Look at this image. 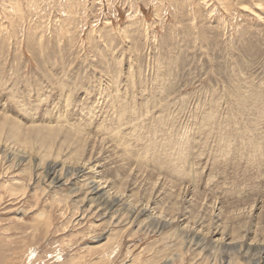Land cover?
I'll return each mask as SVG.
<instances>
[{"label": "rangeland", "instance_id": "374dc122", "mask_svg": "<svg viewBox=\"0 0 264 264\" xmlns=\"http://www.w3.org/2000/svg\"><path fill=\"white\" fill-rule=\"evenodd\" d=\"M115 99L126 103L129 120L159 119L163 110L170 120L182 110L177 139L187 149L200 141L193 130L206 113L220 115L219 122L239 117L243 149L217 162L191 157L183 176L155 159L146 166L130 131L129 148L112 136L98 141ZM262 100L264 0H0V264H253L233 249L264 247ZM246 107L258 111L240 116ZM154 119L143 127L152 130ZM255 121V136L244 133ZM86 134L87 151L76 141ZM143 135L153 139L147 130ZM101 143L112 157L101 153L100 164L89 163L91 147ZM246 156L259 159L253 170ZM51 160L84 167L86 176L49 189L37 174ZM89 179L128 206L140 207L142 197L147 217L169 228L145 229L125 211L87 210ZM181 232L217 245L216 259L213 249L187 246Z\"/></svg>", "mask_w": 264, "mask_h": 264}, {"label": "bare ground", "instance_id": "6f19581e", "mask_svg": "<svg viewBox=\"0 0 264 264\" xmlns=\"http://www.w3.org/2000/svg\"><path fill=\"white\" fill-rule=\"evenodd\" d=\"M107 56V55H106ZM135 72V71H134ZM165 73V72H164ZM144 75V74H143ZM161 76V74H160ZM162 78V77H161ZM118 79V78H117ZM132 80V79H131ZM157 81V80H156ZM220 81V80H219ZM136 82V81H135ZM154 82V81H153ZM164 82V81H162ZM110 83V82H109ZM233 83V82H232ZM163 84V83H162ZM108 85V84H107ZM238 86V85H237ZM236 86V87H237ZM221 87V86H220ZM121 88V87H120ZM224 88V87H223ZM222 88V89H223ZM229 88V87H228ZM233 88V87H232ZM139 89V88H138ZM144 89V87H143ZM227 89V88H225ZM147 90V89H146ZM149 90V89H148ZM234 90V89H233ZM232 90V91H233ZM238 90V89H237ZM236 90V92H237ZM240 90V89H239ZM248 90V89H247ZM115 91V90H114ZM253 91V90H252ZM251 91V92H252ZM152 92V91H150ZM149 92V93H150ZM155 92V91H154ZM239 92V91H238ZM241 92V91H240ZM239 92V93H240ZM250 92V93H251ZM161 93V92H159ZM164 93V92H163ZM225 93V92H224ZM228 93V92H227ZM229 96H230V93H228ZM237 94V93H236ZM248 94V92H247ZM249 95V94H248ZM253 96V94H251ZM226 96V95H225ZM241 96V95H240ZM245 96V94H244ZM108 97V96H107ZM141 97V96H140ZM223 97V96H222ZM236 97V96H235ZM246 97V96H245ZM147 98V97H146ZM187 98V97H186ZM244 98V97H243ZM260 98V97H259ZM143 99V98H142ZM141 99V100H142ZM234 98H232L233 100ZM242 99V98H240ZM238 99V100H240ZM245 99V98H244ZM243 99V100H244ZM249 99V98H248ZM256 99V98H254ZM261 99V98H260ZM210 100V99H209ZM212 100V99H211ZM210 100V102H211ZM222 100V99H220ZM237 100V99H236ZM237 100V101H238ZM247 100V99H246ZM251 100V99H250ZM162 101V100H161ZM223 101V100H222ZM235 101V102H237ZM245 101V100H244ZM252 101H253V98H252ZM264 101V100H262ZM113 104H117V106H113L112 108V115L115 114L113 117L106 114L108 117H105L103 118V120H105L107 122V124H103V121L100 122V127H99V130L102 131L101 133V137L103 135V137L98 140V141H104V139L109 141V136H112V140H113V143H118L119 145H121L122 147L124 148H129L128 145H132L131 141L128 140V143L126 144L125 143V140H126V137H127V133L128 131L129 132V137L133 140V142H135V144H137L138 146V152H137V155L141 158V163L143 162L145 165L147 164V161H152L154 162L153 159L155 160H158V162L160 163L161 161L166 163V165H170L169 168H172V171H178L177 173H179L180 175H185V172H184V169L185 167L187 166L188 162H190L191 160V157H194V156H198V158L202 161V157L203 156H206L208 158H210L211 160L215 159L216 162L219 160L218 158L220 156H225V154H228V153H232V154H236L238 151L242 150L243 147L241 145V141L239 142V138L238 140L236 139L237 138V134H238V130L240 127H238V124H242L243 122L241 120L243 119H240L239 121L237 117L236 121H233V119H228V122L226 121H222L220 120L221 122H219V119L218 118H221V116L219 115L218 117H213V113L211 112L210 114H207L204 115L203 117H201L199 119V126L196 127L197 129L196 130H193V131H196L195 132V138H200V141H197V143L194 145V146H191L190 149H187L186 147L183 146V144L177 139L178 135H179V130H178V125H179V120L181 119V114H182V110L179 109V112H178V115L175 116V117H172L170 120L168 119H165V117H162V116H166V113H167V110H163L165 113L162 114L161 118L159 119H154V117H152V115H148V118H146V120H140V119H136L134 117H131V119L129 120V112H127L128 108L126 107V103L124 102V105L122 103V101L120 99H115V101H112ZM151 102V101H149ZM241 102V101H240ZM251 102V101H250ZM259 102V101H258ZM104 103V102H103ZM154 103V102H153ZM173 103V102H171ZM212 103V102H211ZM216 103V102H215ZM220 103V101H219ZM239 103V102H238ZM252 103V102H251ZM256 103V102H255ZM210 104V103H209ZM209 104H208V107H209ZM214 104V103H213ZM230 104V102H229ZM240 104V103H239ZM248 104V101L247 103ZM220 105V104H219ZM227 105V104H225ZM234 105V104H233ZM251 106V104H248V106ZM139 106V105H138ZM137 106V108H138ZM143 106V105H142ZM200 106V105H199ZM211 106V105H210ZM215 106V105H214ZM235 106V105H234ZM234 106L232 107V109H235ZM238 106H242V105H238ZM244 106V105H243ZM249 106V107H250ZM256 106V104H255ZM136 107V106H135ZM217 107V106H216ZM226 107V106H225ZM245 107V106H244ZM254 107V106H253ZM264 107V106H263ZM86 108V107H85ZM140 108V107H139ZM159 108V107H158ZM157 108V109H158ZM175 108V107H174ZM238 108V107H237ZM100 109H106V105L105 107H100ZM143 109V108H142ZM145 109V108H144ZM149 109V107H148ZM147 109V110H148ZM164 109V108H163ZM200 109V108H198ZM213 109V108H212ZM211 109V110H212ZM218 110V108H216ZM224 109V108H223ZM241 109V108H240ZM239 109V110H240ZM250 108H245V111H242L240 116L243 115V117H248L247 114H248V111L251 112L249 110ZM253 109V108H252ZM257 109V108H256ZM255 109V110H256ZM146 110V109H145ZM152 110V109H151ZM215 110V109H213ZM221 110V109H220ZM226 111L228 110L225 109ZM243 110V109H242ZM254 110V111H255ZM260 110V109H259ZM263 110V109H262ZM150 111V110H149ZM184 111V110H183ZM190 111V110H189ZM223 111V110H222ZM246 111H247V114H246ZM254 111H252V113H254ZM258 111V109H257ZM83 112V111H82ZM93 109H90V107H88V114L91 113L92 116L93 115ZM176 112V111H175ZM197 112V111H196ZM256 112V111H255ZM110 113V112H109ZM131 113V112H130ZM150 113V112H149ZM158 113V112H157ZM156 113V114H157ZM184 113V112H183ZM198 113V112H197ZM139 114V113H138ZM146 113H144L145 115ZM148 114V113H147ZM146 114V115H147ZM151 114V113H150ZM169 114V113H168ZM220 114V113H219ZM131 115V114H130ZM142 115V113H141ZM145 115V116H146ZM232 115V114H231ZM239 115V114H237ZM264 115V114H263ZM135 116V115H134ZM143 116V115H142ZM172 116V115H171ZM170 116V117H171ZM253 116V114L251 115ZM250 116V117H251ZM257 116V115H256ZM255 116V117H256ZM136 117V116H135ZM141 117V116H140ZM189 117V116H188ZM228 116H226L227 118ZM258 117V116H257ZM107 118V119H106ZM149 118H153L155 120V123L151 124V126H154V128L152 130H150V125L146 124L144 127H143V124L145 123H148L146 122L147 120H149ZM234 118V116H233ZM260 118V116H259ZM262 118V117H261ZM8 120H11L13 121L11 118L7 117ZM191 119V118H190ZM189 119V120H190ZM235 119V118H234ZM92 120V119H91ZM91 120L85 122V127H87V129L89 131H91ZM182 120V119H181ZM188 120V119H187ZM226 120V119H225ZM232 120V121H231ZM248 120V119H247ZM251 120V119H250ZM258 120V118H257ZM183 121V120H182ZM140 122V123H138ZM149 122H151L149 120ZM246 122V121H244ZM109 123V124H108ZM258 122L255 121V123H249L250 126L248 127V131H245L244 133H250V132H253V134L251 133V135L253 136L254 133L256 132V125ZM197 124V125H198ZM244 124V123H243ZM260 124V123H259ZM224 127H222V126ZM263 125V124H262ZM9 126V125H8ZM84 126V125H83ZM248 126V125H247ZM246 126V127H247ZM259 126V125H258ZM264 126V125H263ZM15 127V126H14ZM229 127V128H228ZM260 127V126H259ZM18 128V127H17ZM21 128V127H20ZM52 129H54L53 127H51ZM190 129V128H189ZM224 129V130H223ZM241 129V128H240ZM33 130V129H32ZM144 130H147L149 131L150 133V138L152 137L153 139H149V140H146L145 139V136L143 135V132ZM243 130H247V129H243ZM80 131V130H79ZM83 131V130H82ZM241 130H239L240 132ZM258 131V130H257ZM87 132V131H86ZM96 132V131H95ZM162 132H166V136L163 137L162 135L160 136L159 134H162ZM190 132V131H189ZM261 132V131H260ZM15 133V132H13ZM32 133V132H31ZM55 133V132H54ZM57 133V132H56ZM85 133V132H83ZM106 133H108L107 135H105ZM181 133V132H180ZM262 133V132H261ZM260 133V135H261ZM93 134V133H92ZM98 134V132H97ZM183 134V132H182ZM242 134V133H241ZM91 135V134H90ZM88 135V136H90ZM193 135V133H192ZM246 135V134H245ZM258 136V134H256ZM263 135V134H262ZM96 136V135H95ZM94 136V137H95ZM104 136H107V137H104ZM175 136V137H174ZM255 136V135H254ZM86 137H87V134H86ZM82 137V139H78L76 140L77 142H79L78 144H81L80 146H82V148H85L86 151H87V147L89 146L88 145V141L91 137ZM109 137V138H108ZM148 137V136H147ZM186 137V136H185ZM188 137V136H187ZM93 138V137H92ZM104 138V139H103ZM160 138H162V140L158 141ZM181 139H183V137H180ZM251 138V137H250ZM97 139V137H96ZM192 139V138H190ZM241 139V137H240ZM252 139V142H255V140H253V137L251 138ZM87 140V141H86ZM95 140V139H94ZM106 140V141H107ZM187 140V139H186ZM195 140V139H194ZM198 140V139H196ZM215 141L216 144L214 145V143L211 144V142ZM235 140V142H234ZM111 141V140H110ZM150 141H152L154 143L151 144ZM57 142V141H56ZM55 142V143H56ZM67 142V141H66ZM70 142V141H69ZM68 142V144H70ZM77 142H74L75 145ZM83 142V143H82ZM243 142V141H242ZM93 143V142H92ZM106 143V142H104ZM109 143V142H108ZM112 143V142H111ZM64 144V143H63ZM66 144V143H65ZM94 144V143H93ZM96 144V142H95ZM103 143H101V147H97L95 145H93L91 147V156L89 157L91 160H89V163L93 161L96 162L95 165L97 164H100V160L97 158V156L101 153H104L106 154V157L108 160L112 157V154H109L111 152H109V150H107V148H105L106 150L103 152V148H102V145ZM189 144V143H188ZM187 144V146H188ZM255 144V143H254ZM264 144V143H263ZM263 144H261L263 146ZM72 145V144H71ZM99 145V146H100ZM106 145V144H105ZM104 145V147H105ZM109 145V144H108ZM114 145V144H112ZM111 145V146H112ZM186 145V143H185ZM192 145V144H191ZM257 145V144H256ZM260 145V144H259ZM74 146V145H73ZM79 146V145H78ZM107 146V145H106ZM133 146V145H132ZM27 147V146H26ZM209 147V149H208ZM247 147V146H246ZM67 148V147H66ZM76 148H77V145H76ZM113 148V147H112ZM117 148V147H116ZM119 148V147H118ZM117 148V149H118ZM52 149V148H51ZM78 149V148H77ZM85 149H83V152H86ZM111 149V148H110ZM230 149V150H228ZM28 150V149H27ZM72 150V149H71ZM76 150V149H75ZM74 150V151H75ZM80 150V149H79ZM121 150V149H120ZM247 150V149H246ZM249 150H251L249 148ZM77 151V150H76ZM116 151V150H115ZM131 151V150H130ZM196 153H195V152ZM252 151L255 152V150L252 149ZM113 152V151H112ZM121 152V151H120ZM94 153V154H93ZM264 153V152H263ZM79 154V152H78ZM109 154V155H108ZM128 154V153H127ZM207 154V155H206ZM246 154V153H245ZM249 153H247L248 155ZM125 155V154H124ZM250 155V154H249ZM104 156V155H103ZM128 156V155H127ZM126 156V157H127ZM136 158L139 159L138 161H140V158ZM177 156V157H176ZM71 157V156H70ZM101 157V156H100ZM99 157V158H100ZM118 157V156H117ZM129 157V156H128ZM181 157H184V160L182 161V163H179L180 162V158ZM229 157V156H228ZM247 157V156H246ZM75 158V157H74ZM77 158V157H76ZM88 158V159H89ZM132 158V157H131ZM134 158V156H133ZM132 158V159H133ZM224 158V157H223ZM245 158V157H243ZM252 158V157H250ZM79 159V158H78ZM83 159V158H82ZM122 159V158H121ZM246 159V158H245ZM77 160V159H76ZM115 160V159H114ZM123 160V159H122ZM130 160V158H129ZM128 160V161H129ZM199 160V161H200ZM247 160H248V157H247ZM256 161H252V162H249L250 160H248V163H250L252 166H251V169L250 170H253L255 168V166L259 163V159H256ZM21 161V160H20ZM113 161V160H112ZM125 161V160H124ZM137 161V163H138ZM146 161V162H145ZM198 161V160H197ZM196 161V162H197ZM198 161V162H199ZM243 161V160H241ZM85 162V161H84ZM155 163V162H154ZM191 163V162H190ZM213 163V162H212ZM240 163V162H238ZM243 163V162H242ZM247 163V162H246ZM149 164V163H148ZM214 164V163H213ZM40 165H37L35 167V170H37L38 172L40 171ZM124 165V164H123ZM128 165V164H127ZM157 165H159L157 163ZM254 165V166H253ZM133 166V165H132ZM131 166V167H132ZM139 166V163L137 165V167ZM141 166V165H140ZM139 166V167H140ZM148 166V165H146ZM192 166V165H191ZM208 166V165H207ZM128 168V169H131ZM212 167V166H210ZM147 168V167H146ZM149 168H150V165H149ZM148 168V169H149ZM154 168V167H153ZM166 168V167H165ZM165 168L163 167L162 169L165 170ZM208 168V167H207ZM122 169V168H121ZM156 169V168H155ZM34 170V169H33ZM107 170V169H106ZM114 170V169H113ZM142 170V168H141ZM144 170V169H143ZM153 170V169H151ZM150 170V171H151ZM158 169H156L157 171ZM207 170V169H206ZM213 170V168H212ZM219 170V169H218ZM108 171V170H107ZM106 171V172H107ZM137 171V170H136ZM155 171V172H156ZM171 171V170H170ZM34 172V171H33ZM36 172V171H35ZM42 172V173H41ZM40 173H36L37 174V177L39 176V174H43L42 176V180L44 181L45 185L50 188H54V187H58V185H62L64 183H66V181H70V182H73V185L76 181L78 180H81L82 178H84L86 176V172H85V168L83 167H68L66 166L65 164H62L60 166V163L57 161V160H51L49 162H47L44 166V168L42 167V171ZM153 172V171H152ZM160 172H161V169H160ZM163 172V171H162ZM184 172V173H183ZM204 172H205V169H204ZM216 172V171H215ZM223 172V171H222ZM221 172V173H222ZM123 173H124V170H123ZM158 173V172H157ZM176 173V172H174ZM183 173V174H182ZM190 173V172H189ZM189 173L186 172V178L189 179ZM196 173V172H195ZM219 173V172H218ZM225 173V172H224ZM110 174V173H109ZM152 174V173H151ZM171 174V173H169ZM214 174V172H213ZM135 175V174H133ZM162 175V174H161ZM165 175V174H164ZM218 175V174H217ZM190 176H191V173H190ZM264 176V174H263ZM40 177V176H39ZM103 177V176H102ZM165 177V176H164ZM66 178L68 180H65L64 183H63V179ZM169 177H167L168 179ZM175 178V177H173ZM177 178V177H176ZM191 178V177H190ZM264 179V177H263ZM90 180V179H89ZM172 180V179H171ZM75 181V182H74ZM178 181V180H177ZM184 181V179H183ZM163 182V181H162ZM168 182V181H167ZM175 182V181H174ZM179 182V181H178ZM90 183V184H89ZM89 189H90V197L87 196L88 200H91L89 204H87L86 206L88 207L87 210H90L91 208H95L97 210H100V213L102 214H106V213H116L117 211H125L127 212V214L131 215L133 217V219L135 221H139L140 224H145V229H151V231H162V230H165L166 227H168V223L167 222H161V221H157L155 220L154 218H148L147 216V210L145 208H142L144 206L143 205V198L140 197L141 199H139V202H141V206L140 207H135V206H128L124 203H122V198H118V196H115V199H110L108 196H106V194H104L103 191H101L99 188V184L98 182H96V180H90L89 181ZM97 183V184H96ZM142 183V182H141ZM166 183V182H165ZM177 183V182H176ZM181 183V182H180ZM184 184V183H182ZM113 185V184H112ZM189 185V184H188ZM71 186V185H70ZM144 186V185H143ZM47 188V187H46ZM80 189V188H79ZM78 188L75 189V191L77 192V190H79ZM74 190V189H73ZM72 190V191H73ZM132 190V188H131ZM191 190V188H190ZM194 190V189H193ZM200 190V189H199ZM196 192L198 190H195ZM203 191V190H202ZM120 192V191H119ZM199 192V191H198ZM197 192V193H198ZM205 192V191H203ZM126 192H122V194H125ZM202 193V192H201ZM216 193V192H215ZM77 194V193H76ZM203 194V193H202ZM126 195V194H125ZM206 195V194H205ZM128 196V195H127ZM141 196V195H140ZM215 197V196H214ZM220 197V195L218 196ZM200 198V197H199ZM227 198V197H226ZM232 199V198H231ZM150 200L152 199H149L146 203V206L149 205V203L151 202ZM211 200V199H210ZM256 200V199H255ZM242 201V200H241ZM244 201V200H243ZM257 201V200H256ZM196 202V201H195ZM214 202V200H213ZM217 202V200H216ZM223 202V201H221ZM252 202V201H251ZM258 202V201H257ZM244 203V202H243ZM255 203V202H254ZM253 203V204H254ZM223 204V203H221ZM226 205L228 204L227 202L225 203ZM250 204V203H249ZM153 205V204H152ZM214 205V204H213ZM216 205V203H215ZM85 206V205H84ZM207 206V205H206ZM223 206V205H222ZM254 207V206H253ZM148 208V207H147ZM207 208V207H205ZM86 210V209H85ZM102 211V212H101ZM104 211V212H103ZM175 211H178L175 210ZM205 211V210H204ZM192 212V211H191ZM179 213V212H178ZM191 214V213H190ZM204 214V213H203ZM128 215V216H129ZM184 216V215H183ZM202 216H205V215H202ZM203 218V217H201ZM206 217H204L203 219H205ZM207 219V218H206ZM205 219V220H206ZM141 220V221H140ZM176 220V219H175ZM188 220V219H186ZM208 220V219H207ZM118 221V220H117ZM164 221V220H163ZM200 221V220H199ZM208 222V221H207ZM204 223V222H202ZM205 224V223H204ZM213 224V223H212ZM258 224V223H257ZM172 225V224H171ZM261 225V224H260ZM202 226V225H201ZM144 227V226H143ZM200 227V226H198ZM169 228V227H168ZM194 228V227H193ZM174 229V228H173ZM177 230V229H175ZM212 230V229H211ZM231 230V229H230ZM181 231V230H180ZM213 231V230H212ZM222 231V230H221ZM214 232V231H213ZM220 232V231H219ZM227 232V231H226ZM232 232V231H231ZM172 233V232H171ZM221 233V232H220ZM228 233V232H227ZM182 234V239L184 241V243L187 244V246H192V248L195 246L197 247V249H200L201 252H204V251H209L211 252L212 249L213 251L211 252L212 254H214V257L216 259L217 257V253H219V251L217 249L220 250V248L217 247V245L214 247V245H211L209 246L208 244H206V241L204 240V238L202 237V235L200 236L198 233H190V232H181ZM222 234V233H221ZM226 233H224L225 235ZM223 235V236H224ZM238 236V235H237ZM181 237V236H180ZM222 237V236H221ZM185 245V244H184ZM230 247V246H229ZM238 247V245H237ZM233 246H231V248H228V249H232ZM234 252H238L240 254H242V256L244 257H247V256H250L251 258V261L253 264H264V247H258V248H255V247H248V248H243V246H240V248H237V249H233ZM243 250V251H241ZM223 252H228V251H222L221 253ZM231 254H228V253H223V257L226 258L227 257V260L228 261L231 257H230ZM232 257H234L232 255ZM244 257V258H245ZM233 260V259H232ZM222 261V260H221ZM231 262V260H230ZM167 264V263H166Z\"/></svg>", "mask_w": 264, "mask_h": 264}]
</instances>
